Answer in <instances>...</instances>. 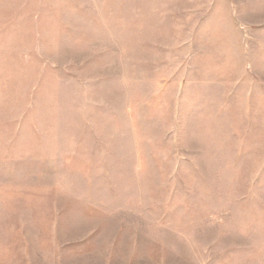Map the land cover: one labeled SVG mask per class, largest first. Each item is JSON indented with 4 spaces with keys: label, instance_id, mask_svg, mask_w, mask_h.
Here are the masks:
<instances>
[{
    "label": "rangeland",
    "instance_id": "1",
    "mask_svg": "<svg viewBox=\"0 0 264 264\" xmlns=\"http://www.w3.org/2000/svg\"><path fill=\"white\" fill-rule=\"evenodd\" d=\"M0 264H264V0H0Z\"/></svg>",
    "mask_w": 264,
    "mask_h": 264
}]
</instances>
